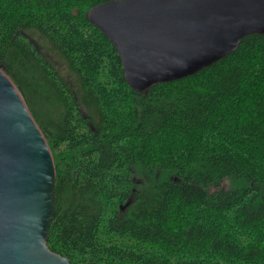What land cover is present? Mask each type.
Masks as SVG:
<instances>
[{"label": "trees", "instance_id": "trees-1", "mask_svg": "<svg viewBox=\"0 0 264 264\" xmlns=\"http://www.w3.org/2000/svg\"><path fill=\"white\" fill-rule=\"evenodd\" d=\"M108 0H0V67L53 152L48 246L73 264H264V34L134 91L88 19Z\"/></svg>", "mask_w": 264, "mask_h": 264}, {"label": "water", "instance_id": "water-1", "mask_svg": "<svg viewBox=\"0 0 264 264\" xmlns=\"http://www.w3.org/2000/svg\"><path fill=\"white\" fill-rule=\"evenodd\" d=\"M88 19L118 49L127 83L143 93L264 34V0H108L90 7ZM56 181L46 135L0 67V264H73L48 246Z\"/></svg>", "mask_w": 264, "mask_h": 264}]
</instances>
